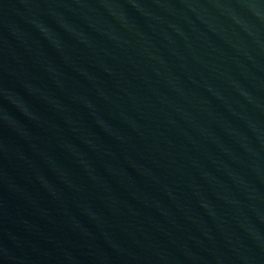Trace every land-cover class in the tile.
Instances as JSON below:
<instances>
[{
  "label": "water",
  "instance_id": "95a60500",
  "mask_svg": "<svg viewBox=\"0 0 264 264\" xmlns=\"http://www.w3.org/2000/svg\"><path fill=\"white\" fill-rule=\"evenodd\" d=\"M0 264H264V0H0Z\"/></svg>",
  "mask_w": 264,
  "mask_h": 264
}]
</instances>
